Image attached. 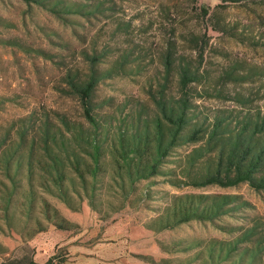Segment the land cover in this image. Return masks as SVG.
Wrapping results in <instances>:
<instances>
[{
  "label": "rangeland",
  "instance_id": "obj_1",
  "mask_svg": "<svg viewBox=\"0 0 264 264\" xmlns=\"http://www.w3.org/2000/svg\"><path fill=\"white\" fill-rule=\"evenodd\" d=\"M46 1L55 10L34 0H0V124L25 119L35 127L47 118L57 122L61 115L83 121L69 81L84 80L91 68H108L95 88V110L132 114L142 104L145 114H153L152 96L162 90L176 94L178 65L186 62L204 73L190 86L194 109L205 124L215 114L234 119L248 111L264 112V0ZM70 2L89 4L91 10H63ZM169 60L173 66L167 73ZM229 71L245 80H234ZM200 144L177 147L171 157ZM175 169L173 176L140 181L130 203L108 217L87 203L72 210L48 196L74 223L70 229L47 224L46 230L24 238L5 229L0 217L5 248L0 264L44 263L51 256H58L53 262L63 256L61 264H202L192 257L201 244L230 239L243 226L264 220V189L245 182L228 187L172 183L168 179L184 178L180 167ZM182 193L236 195L229 205L245 203L213 221L150 227L170 196Z\"/></svg>",
  "mask_w": 264,
  "mask_h": 264
},
{
  "label": "trees",
  "instance_id": "obj_2",
  "mask_svg": "<svg viewBox=\"0 0 264 264\" xmlns=\"http://www.w3.org/2000/svg\"><path fill=\"white\" fill-rule=\"evenodd\" d=\"M34 1L55 10L46 0ZM62 9L84 12L91 7L70 2ZM165 64L168 73L173 61ZM107 73L108 68H91L84 80L69 81L80 101L83 121L61 115L57 122L47 118L35 127L28 126L25 119L0 124V217L5 229L30 238L46 230L47 224L58 229L74 226L48 196L72 210H80L87 203L108 217L130 203L140 181L157 175L173 176L175 167H180L178 173L184 178L168 179L172 183L228 187L245 182L255 190L264 189V112L260 109L234 119L215 114L205 124L202 113L194 109L190 86L203 79L204 73L186 62L178 65L177 93L162 90L152 96L153 114H145L142 104L132 114L98 112L94 92ZM228 75L245 80L243 74L234 71ZM197 142L201 144L186 155L171 157L175 148ZM169 162L175 166H167ZM236 199L229 194H172L150 227L162 230L192 219L213 221L245 203L240 200L229 205ZM0 249H5L2 244ZM193 254L202 264H264V220L243 226L230 239H210ZM55 257L29 264L65 261L61 256L53 262Z\"/></svg>",
  "mask_w": 264,
  "mask_h": 264
}]
</instances>
